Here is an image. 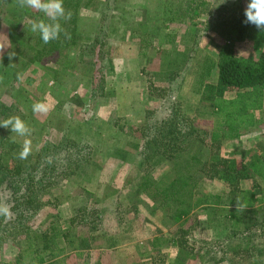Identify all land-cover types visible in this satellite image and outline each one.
<instances>
[{"label":"rangeland","instance_id":"obj_1","mask_svg":"<svg viewBox=\"0 0 264 264\" xmlns=\"http://www.w3.org/2000/svg\"><path fill=\"white\" fill-rule=\"evenodd\" d=\"M202 1L207 2L200 9L204 15L182 23L170 21L169 11L182 9L188 0H82L75 38L31 63L30 48L38 33L24 36V48L21 45L18 52L10 32L20 34L31 29L33 19L47 17L20 8L17 0H0V44L6 46L0 51V97L14 104L31 129L29 156L37 157L47 142L58 146L71 130L69 136L85 156L83 166H75L67 179L57 171L50 196L41 197V204L53 198L55 206L49 204L28 225L34 237L52 224L65 231L73 221L65 237L66 257L52 264H232L237 260L231 251L236 243H227L219 224L224 217L216 210L228 199L229 190L221 182L203 180L201 194L222 199L212 200V210H196L186 223L174 222L172 213L156 209L139 189L146 180L161 181L173 168L171 160L153 167L139 156L150 138L151 122L167 118L175 106L189 115L204 141L191 143L182 159L199 147L211 149L204 132L211 133L222 122L210 101H202L204 87L218 81L220 47L225 44L210 32L207 14L220 10L239 14L249 0L197 3ZM244 47L245 53L264 50V33H251ZM10 51L16 53L11 60ZM170 74L174 81L168 85ZM169 94L176 104L167 100ZM36 102L47 103L49 110L34 113ZM253 113L255 125L242 129L239 139L222 138L212 148L239 158L260 151L264 99ZM9 138L22 149L26 137L11 133ZM187 228L188 242L182 249L175 247L172 239ZM12 234V230L4 237L0 234V264H15L27 248L26 234ZM242 245L249 246L246 241Z\"/></svg>","mask_w":264,"mask_h":264},{"label":"trees","instance_id":"obj_2","mask_svg":"<svg viewBox=\"0 0 264 264\" xmlns=\"http://www.w3.org/2000/svg\"><path fill=\"white\" fill-rule=\"evenodd\" d=\"M206 3L188 0L182 9L169 11L170 21L194 22L204 15L200 9ZM63 6L66 11L72 12V18L69 21L60 20V24L74 39L82 0H63ZM207 19L211 26L210 32H216L225 44L220 47L223 60L218 65V81L204 87L202 101H210V107L221 117L222 122L211 133L204 132L211 149L199 147L191 151L192 156L187 159L182 158L189 152V145L195 140L204 141L189 115L175 106L174 110L167 113V118L151 122L148 127L150 138L146 139L144 151L139 156L153 167L164 160H171L173 168L161 181L146 180L139 189L156 209L172 213L174 222L186 223L196 210L209 209L212 200L222 199L212 193L201 194L203 180L221 182L229 190L226 192L228 199L216 210L221 211L220 217H224V223L219 224L228 236L227 243L230 246L236 243L231 251L237 260H231L232 264H264V145L249 158L225 156L218 147L212 148L222 138L239 139L242 129L255 125L253 111L262 107L264 99V50L245 53L244 46L251 33L264 31L245 24L244 11L239 14L225 10L217 13L211 11ZM29 32L31 29L27 28L20 34L10 32L14 50L20 49L24 43L22 38ZM37 37V42L30 48L31 63L56 52L62 43L67 44L69 41L63 33L58 40L48 44L43 43L39 34ZM20 38L23 42L19 41ZM173 75L168 76V85L174 81ZM169 95L167 100L176 104L174 96ZM10 116L21 118L14 104H6L0 97V120ZM11 133L10 129L0 127V204H6L10 209V215H0V234L4 237L6 232L12 230V235H27V248L15 258V264L61 262L66 257L65 237L73 221L64 228L65 231L52 224L46 232L39 231L41 236L34 237L28 225L49 204L55 206L53 198V202L48 199L49 204L41 202L43 197L50 196V188L54 185L52 182L58 177L56 175L59 173L62 179H67L76 170L75 166H83L85 156L81 154L80 144L69 136L73 133L71 130L58 146H51L47 142L37 157L33 159L28 156L22 160L18 157L22 149L10 140ZM238 200L242 205L239 208ZM190 231L187 228L181 237L174 236V246L184 248ZM244 241L248 247L242 245Z\"/></svg>","mask_w":264,"mask_h":264},{"label":"clouds","instance_id":"obj_3","mask_svg":"<svg viewBox=\"0 0 264 264\" xmlns=\"http://www.w3.org/2000/svg\"><path fill=\"white\" fill-rule=\"evenodd\" d=\"M20 8H29L38 12L44 13L47 20L33 19L31 21V32L38 33L43 43L48 44L51 41L58 40L61 33L66 39H71V34L62 28L60 20L69 21L72 18V12L66 11L63 6V0H17ZM245 24L254 25L257 29L264 31V0H249L245 11ZM6 46L0 44V51ZM16 55L10 51L8 57L11 60ZM2 58V57H0ZM18 78L20 74H18ZM34 113H46L49 108L45 102H36L32 105ZM0 127L10 129L12 133L26 137L23 140L22 150L18 153L20 159H27L32 151V142L28 138L31 136V129L19 116H10L4 120H0ZM51 162V160H49ZM239 200L237 208L241 207ZM0 215H10V209L6 204H0Z\"/></svg>","mask_w":264,"mask_h":264},{"label":"crops","instance_id":"obj_4","mask_svg":"<svg viewBox=\"0 0 264 264\" xmlns=\"http://www.w3.org/2000/svg\"><path fill=\"white\" fill-rule=\"evenodd\" d=\"M158 239L156 238L154 241L156 242ZM80 255V254H79ZM95 264V263H94ZM96 264H98V263H96Z\"/></svg>","mask_w":264,"mask_h":264}]
</instances>
